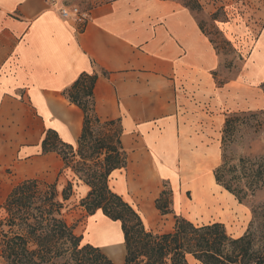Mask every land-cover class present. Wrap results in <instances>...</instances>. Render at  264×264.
<instances>
[{"label":"crops","instance_id":"crops-1","mask_svg":"<svg viewBox=\"0 0 264 264\" xmlns=\"http://www.w3.org/2000/svg\"><path fill=\"white\" fill-rule=\"evenodd\" d=\"M74 7L89 12L85 25L63 17ZM220 65L191 9L175 0H0V212L25 181L55 185L59 200L71 183L65 203L91 191L44 148L49 134L78 147L84 114L66 93L82 74L98 76L97 116L122 128L127 165L109 187L147 229L146 220L168 216L155 206L165 185L179 196L192 189V203L209 197L227 117L264 109V29L241 75L219 83ZM89 217L87 243L118 248L109 255L123 264L121 224L101 211ZM94 231L105 241L92 240Z\"/></svg>","mask_w":264,"mask_h":264},{"label":"trees","instance_id":"trees-1","mask_svg":"<svg viewBox=\"0 0 264 264\" xmlns=\"http://www.w3.org/2000/svg\"><path fill=\"white\" fill-rule=\"evenodd\" d=\"M97 79V75L82 74L66 93L69 101L84 114L78 147L57 144L49 134L44 148L61 155L67 168L73 158H80L74 172L91 188L81 205L91 216L101 211L109 220L121 224L126 247L123 264H189V256L201 264H264V204L253 207L254 220L249 230L236 239L228 234L222 223L199 226L182 216H175L172 231L155 233L145 227L137 210L110 189L109 177L114 170L126 167L127 155L121 142L120 122H102L96 114L94 89ZM262 88L264 90V84ZM238 120L239 116L232 114L225 121L222 159L213 175L217 185L239 203H244L264 188V163L233 155L231 147L238 133ZM94 123L117 127L94 141L91 155H104L102 164L94 165L95 168L89 164L92 156L87 155ZM40 186L33 180L21 183L3 206L6 217L0 220V258L4 263L113 264L100 248L90 244L81 246L82 237L65 221L63 211L72 195V184L64 189L62 200L58 198L55 185L46 186V192H42ZM171 205L172 191L165 185L155 206L164 216L171 214Z\"/></svg>","mask_w":264,"mask_h":264},{"label":"rangeland","instance_id":"rangeland-1","mask_svg":"<svg viewBox=\"0 0 264 264\" xmlns=\"http://www.w3.org/2000/svg\"><path fill=\"white\" fill-rule=\"evenodd\" d=\"M182 5L188 7L193 12L196 20L202 28L206 37L213 41V46L218 50V55L221 61L220 68L217 71L216 77L219 83H226L241 75L246 58L253 49V45L258 39L261 31L264 29V0H175ZM239 120L238 133L234 139V144L231 147L232 153L235 157L251 160L252 162L264 163V109L254 110L252 112L236 113ZM93 138L90 139L87 155H91L92 145L102 134L109 130L117 129V127L109 128L102 124H93ZM59 149L64 150L63 147L58 146ZM77 149H75V153ZM91 166H100L104 160V155H91ZM71 158V157H70ZM222 149L219 160L209 168L207 177L213 175L215 168L221 163ZM80 162L79 157L71 160L69 168L73 171L75 176L84 182L81 175L74 172L75 166ZM74 167V168H72ZM208 179V178H207ZM207 181V180H206ZM205 181V182H206ZM85 183V182H84ZM86 184V183H85ZM217 190L221 193H226L231 198L235 208L231 211H214V203H206L207 209H202L197 206L205 204V200L192 203L193 192L192 189L183 191L179 196V191L176 189L172 191V205L170 206L171 214L165 218L158 217L156 220L146 222L148 230L150 225L156 228V233L162 231L170 232L173 230L172 223H175V216H182L191 221L195 225H204L210 223H222L225 225L228 234L236 239L242 237L250 228L253 222L252 209L254 206L264 204V188L257 193V195L248 202L239 203V201L229 192H226L222 187L217 185ZM42 192H46V186H40ZM82 201H69L66 203V208L63 211V217L67 224L74 228L77 236L82 237L81 246L89 244L88 242V219L89 214L87 210L82 207ZM6 211L0 212V220L5 219ZM148 223V224H147ZM151 231V230H150ZM153 231V230H152ZM154 232V231H153ZM92 240V232L90 234ZM116 240V239H112ZM91 243V242H90ZM1 251V248H0ZM105 253L113 254L118 251L116 249L103 250ZM102 251V252H103ZM103 252V253H104ZM104 253V254H105ZM110 256V255H109ZM111 257V256H110ZM113 264H122L116 258H112ZM189 264H201L193 257H188ZM0 264H5L4 260L0 258Z\"/></svg>","mask_w":264,"mask_h":264},{"label":"bare ground","instance_id":"bare-ground-1","mask_svg":"<svg viewBox=\"0 0 264 264\" xmlns=\"http://www.w3.org/2000/svg\"><path fill=\"white\" fill-rule=\"evenodd\" d=\"M205 202H202V203H205V204H202V205H199L200 203H197V206L202 208V209H207V206L206 203H214L215 204V207H214V211H220V210H225V211H231L235 208V205L234 203L232 202L231 198L229 197L228 194L226 193H221L219 190L217 189H214L209 197H205L204 198ZM94 228V227H93ZM92 236H93V239L96 240L99 239V242L100 241H105L103 238V235H102V232H97L95 233L92 232Z\"/></svg>","mask_w":264,"mask_h":264},{"label":"built area","instance_id":"built-area-1","mask_svg":"<svg viewBox=\"0 0 264 264\" xmlns=\"http://www.w3.org/2000/svg\"><path fill=\"white\" fill-rule=\"evenodd\" d=\"M58 0H49L50 4H56ZM62 15L65 18H74L77 22L85 25L89 19V12L87 10L81 9L79 7H74L69 11L67 9H62Z\"/></svg>","mask_w":264,"mask_h":264}]
</instances>
